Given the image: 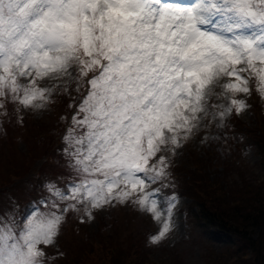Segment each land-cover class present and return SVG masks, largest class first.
Returning <instances> with one entry per match:
<instances>
[{"label":"snow or ice","instance_id":"obj_1","mask_svg":"<svg viewBox=\"0 0 264 264\" xmlns=\"http://www.w3.org/2000/svg\"><path fill=\"white\" fill-rule=\"evenodd\" d=\"M252 82L264 99V0H0V115L58 96L73 110L67 183L47 181L27 215L0 211V264H46L68 212L115 204L161 222L159 243L177 197L152 185H171L198 134L218 138L206 130L248 107Z\"/></svg>","mask_w":264,"mask_h":264},{"label":"rangeland","instance_id":"obj_2","mask_svg":"<svg viewBox=\"0 0 264 264\" xmlns=\"http://www.w3.org/2000/svg\"><path fill=\"white\" fill-rule=\"evenodd\" d=\"M250 86L252 87L250 96L241 93L237 97L246 100L248 107L239 114L233 112L224 121L222 128H218L216 126L218 122L213 121L211 127L206 130L218 138L201 142L204 133L198 134L181 148L176 156L172 157V163H179L180 166L188 168L192 156H204L208 151H216L218 155H229V158L233 159V163L239 168L240 173H237L235 168L231 176L227 177L230 182L237 181L239 184L242 177L256 182L263 181L264 156L257 151L256 145L252 143L253 145L242 147L240 151H234L232 156H230L231 149L227 145L233 138L241 141L244 139L239 135V132L241 133L239 129L231 128L233 117H237L239 121L248 126L264 124V99H261L257 93L254 82ZM72 95L74 96L75 93ZM67 98L72 100L71 96H58L49 107L39 111L27 109L16 113L15 107L10 106L9 116L0 115L2 117L0 119V189L2 190L0 191V211L15 207L19 213L27 215L36 207L39 198L45 194L43 185L49 180H57L54 177H36L31 171L23 172L22 153L31 151L39 155L50 146L51 143L47 144L48 139H42L44 129L52 131L55 137L52 147H55L54 142L57 140V135L52 128L56 123L65 121L61 117H64L66 112L61 111L62 103L59 100ZM2 111L0 109V112ZM21 115L23 116L22 123L18 122V116ZM4 122H8L10 127L6 129ZM228 134L231 136L226 137ZM242 134L247 139L243 131ZM222 139H224V144L221 143ZM8 142L13 143V151L8 148ZM52 147L50 149H53ZM64 147L63 141L58 148L63 149ZM17 168L20 169V177H13L12 173ZM43 175L44 172H42ZM47 175L52 176L49 173ZM1 176L5 179L10 177V179L2 183ZM64 180L67 183V179ZM173 186L172 180L171 185L166 188H162L160 183L152 185V188H161L164 196L174 194L177 197L173 209L172 230L159 243H153L151 237L159 232L161 222L156 221L150 213L142 211L131 203L96 209L93 211L94 219H85L83 222L80 218L82 213L68 212L54 244L45 248L46 264H65L64 260L68 254L74 251V237L83 244L82 241L98 243L100 236H111L124 240L130 247L133 259L147 254L152 261L158 264H207V261L214 259L217 255H222L223 259L228 260L230 252L240 244L238 238L216 226L202 224L196 219L197 207L192 203L193 200L187 195L179 196L174 192ZM23 202L26 203L24 207H22ZM74 219H77V224ZM121 249L123 250L124 246ZM107 259L108 257L101 251L94 249L89 254V261L85 264H106ZM148 259L146 264H151Z\"/></svg>","mask_w":264,"mask_h":264},{"label":"trees","instance_id":"obj_3","mask_svg":"<svg viewBox=\"0 0 264 264\" xmlns=\"http://www.w3.org/2000/svg\"><path fill=\"white\" fill-rule=\"evenodd\" d=\"M62 103V112H66L68 124L60 121L53 126L52 130L57 134L69 127L73 110L68 107L72 102L68 98L59 100ZM13 107L9 105L8 108ZM15 107V106H14ZM12 111V110H11ZM10 111V112H11ZM22 116V115H21ZM23 117V116H22ZM262 126H248L247 124L233 117V127L241 131L239 135L244 137L243 141L233 138L228 142L233 155L234 151H240L246 146L256 145L257 151L264 156V131ZM6 129L10 127L8 122H4ZM246 134L247 139L242 134ZM42 139H48L51 143L42 154L35 155L31 151L23 152L24 160L23 172L31 171L38 176L68 180V169L66 159L62 150L52 147L55 138L51 130H43ZM63 134V135H64ZM63 135L60 137L61 140ZM228 134L226 137H230ZM223 138V135H222ZM224 144V139L221 140ZM53 149H50V148ZM8 148L13 151V143L8 142ZM222 147H220L221 149ZM229 155H218L216 151H208L204 156H192L189 160L190 167L184 168L180 164L171 163L170 178L173 190L178 195H187L193 200L197 207L196 219L206 226H216L229 234L238 238L239 245H236L228 260L222 255H217L214 259L207 261V264H264V180L256 182L244 177L240 183L230 182L227 177L231 176L234 169L239 172V168L233 163ZM15 170V169H13ZM20 169L13 171V177H20ZM51 174L49 176L47 174ZM44 177V178H45ZM2 183L5 180L1 176ZM0 191H2L0 189ZM77 224V219H74ZM254 228L256 230H254ZM80 243L78 238H73L74 251L68 254L65 264H85L89 261V254L94 249H98L107 256L106 264H146V255L132 258L130 247L124 240H118L111 236H100L98 243ZM235 245V243H233ZM124 246L122 250L121 247ZM143 257V258H141ZM149 260V259H148ZM151 264H156L149 260Z\"/></svg>","mask_w":264,"mask_h":264}]
</instances>
